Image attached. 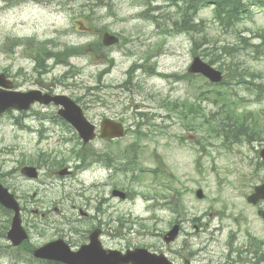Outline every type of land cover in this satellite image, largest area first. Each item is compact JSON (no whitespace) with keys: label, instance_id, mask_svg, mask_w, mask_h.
Returning a JSON list of instances; mask_svg holds the SVG:
<instances>
[{"label":"rangeland","instance_id":"obj_1","mask_svg":"<svg viewBox=\"0 0 264 264\" xmlns=\"http://www.w3.org/2000/svg\"><path fill=\"white\" fill-rule=\"evenodd\" d=\"M8 1L0 0V70L12 75L15 88L52 87L78 99L92 122L99 125L111 117L131 128L121 139H97L95 149L107 160L86 168L79 182L72 184L70 178L56 177L52 171L74 161L72 150L81 144L74 131L58 120L55 105L35 104L27 115L16 110L0 114V173L24 206L29 245L38 247L61 235L84 240L69 232L68 221L77 214L70 201L85 203L74 192L96 181L103 182L100 192L93 191L92 196L97 195L106 210L101 216L105 247H146L164 252L174 264H183L185 258L192 264H264V244L259 250L258 242L249 236L264 241V219L258 215L259 206L247 201L255 185L264 180L258 152L264 140L224 144L223 136L210 128L226 117L225 103L236 105L239 114L264 106V92L258 96L257 90L264 89V52L251 47L259 42L253 39L255 30H264V7L253 6L250 17L229 25L214 16L208 2L193 21L200 29L206 27L192 35L174 33L185 11L181 0H177L180 5L173 0ZM144 10L149 17L140 14ZM153 15L159 21L150 19ZM108 30L120 37L119 43L75 54L70 65L58 64L45 75L34 70L28 50L10 47L13 37H54L57 47L81 45L98 40ZM242 37L251 40L244 42ZM151 49L156 57L146 60ZM194 52L224 70L226 85L213 86L200 76L181 77ZM134 61L152 63L172 76L156 75L148 67L132 71ZM246 66L261 74L249 76ZM168 101H177V107L172 110ZM186 101H198L201 108L183 119L179 110ZM139 112H146L150 120L141 123ZM144 132L148 136L138 140L136 133ZM41 150L55 155H51L54 168L45 164L38 179H29L20 169L25 164L39 166ZM122 151L144 169L124 167L118 160ZM107 161L111 169L104 166ZM114 188L126 191L128 198L116 197ZM199 188L204 198L197 197ZM92 204L90 211L95 212V200ZM7 217L0 213V220ZM176 220L182 224L180 235L166 244L162 234ZM0 245L7 249L1 264H47L25 248L11 249L5 237ZM244 246H251V251L241 262L236 249Z\"/></svg>","mask_w":264,"mask_h":264},{"label":"water","instance_id":"obj_2","mask_svg":"<svg viewBox=\"0 0 264 264\" xmlns=\"http://www.w3.org/2000/svg\"><path fill=\"white\" fill-rule=\"evenodd\" d=\"M103 41L106 45H111L118 41V37L107 32L104 34ZM190 71L203 73L215 82L223 79L221 70L204 62L199 56L195 58ZM13 87L14 83L8 78L7 74L0 72V113L9 108L28 110L35 102L42 104L53 102L55 105L61 106L59 114L76 128L85 143L97 136L96 125L85 116L82 107L70 96L51 94L40 89L20 91L14 90ZM100 135L108 138L122 137L125 135L124 125L121 122L107 118L102 122ZM261 153L264 157V149ZM22 172L29 177H38L39 174L38 169L32 165L24 166ZM59 173H67V168L60 170ZM255 189V192L249 197V201L253 203L264 199V183L258 185ZM114 194L125 197V193L121 190H115ZM197 194L199 197H203L202 190H199ZM0 202L14 211L8 238L14 245H19L28 237L22 226L21 206L15 195L9 192L8 188L1 183ZM262 215L264 216V212ZM178 232L179 225H175L164 236V240L169 243L175 239ZM99 233L100 230L94 231L91 234V241L77 251H73L63 239H57L35 249L34 255L40 258L58 260L65 264H173L164 253L151 252L144 247L128 249L126 252L105 249L99 239ZM185 264H190V262L187 260Z\"/></svg>","mask_w":264,"mask_h":264},{"label":"trees","instance_id":"obj_3","mask_svg":"<svg viewBox=\"0 0 264 264\" xmlns=\"http://www.w3.org/2000/svg\"><path fill=\"white\" fill-rule=\"evenodd\" d=\"M177 5H180L177 0H173ZM184 5H181L180 8L185 10L182 14V21L180 30L187 31L189 33L193 32H202L205 28L200 29L199 25H196L194 21V17L199 9V6L201 4H206L210 0H181ZM216 3V18H218L222 23L232 24L234 21H238L240 19V15L247 10V7L249 3L252 0H248V2L244 0H214ZM95 44V43H94ZM101 46V43L94 46L95 49ZM89 49L88 46H79V47H67L64 51H58L54 52L52 51L50 54L54 55L57 60L66 58L69 56V54H78L86 52ZM35 58L37 60V68L44 67L42 70L46 69V63H45V57L49 56V51L45 48V44L42 43L41 49H36L34 51ZM67 60V59H66ZM261 73H255L252 74L253 76L260 75ZM65 76V75H64ZM260 96V95H259ZM186 110L182 111V115L186 116L188 113H193L198 111V107L194 104L195 102L188 101L186 102ZM228 104V103H225ZM200 107V106H199ZM255 112H248V115H242L240 117V114L235 118L234 123H232L229 120H220L216 124L211 123L210 128L213 131L216 132H222L225 133L227 136L232 135V141L240 139L243 135L242 134H232L234 132L244 133L245 132V126H244V120L250 118L253 122L256 121L255 118ZM229 118V116H228ZM193 123H190L192 126ZM240 124V125H238ZM250 135H254L257 131V126H252L250 128ZM8 210L0 205V213L3 215H8ZM9 217H7V220H0V233H6L8 227H9ZM254 241H256L253 238ZM1 264V262H0ZM50 264H59V263H50Z\"/></svg>","mask_w":264,"mask_h":264},{"label":"flooded vegetation","instance_id":"obj_4","mask_svg":"<svg viewBox=\"0 0 264 264\" xmlns=\"http://www.w3.org/2000/svg\"><path fill=\"white\" fill-rule=\"evenodd\" d=\"M80 143H78L79 145ZM97 144L95 143H88V144H81V147L79 149H74L72 152V155L75 157L74 161H71L68 164L61 165L57 167L53 173L56 177L65 179V178H70L72 180V184L74 180L80 179V175L85 172L86 168H88L89 161L93 159L94 163H99V162H105L107 159H103V156H106V154H101L100 151L95 149ZM101 147H105L103 145H99ZM97 152H96V151ZM104 152V149H102ZM96 155V157H95ZM100 156V158H99ZM83 157H86L84 160ZM102 157V158H101ZM68 166L71 169V172L65 174V175H59L57 171L62 168ZM82 183V180H81ZM80 183V184H81ZM101 187L99 186L98 183H90L88 182L87 184L84 183L80 189L77 190V192H74L82 197H84L85 203L78 204L76 201H70L71 202V207L73 212V217L68 221V225L70 226L69 232H76L77 234L81 235V238L84 240H74L73 238L66 239L61 235L60 237L64 238L71 246L75 244L76 247H80L83 243L86 241L88 242L90 233L94 228L100 227L104 231V222L102 220V215L103 213L106 212V210L100 206V203H103L102 200H98V196L95 195L92 196L93 191L100 192ZM128 196V194H127ZM95 200L96 205H95V212H91L90 209L93 206V201ZM56 211L61 210L60 208L56 207ZM47 213L42 214L43 216H46ZM74 219V220H73ZM73 220V221H72ZM90 222H93L92 225H90ZM78 226V227H77ZM74 237V236H73ZM73 247V246H72Z\"/></svg>","mask_w":264,"mask_h":264}]
</instances>
